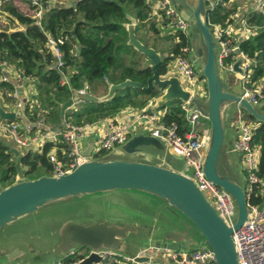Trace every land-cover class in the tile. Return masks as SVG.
Here are the masks:
<instances>
[{"label":"water","instance_id":"obj_1","mask_svg":"<svg viewBox=\"0 0 264 264\" xmlns=\"http://www.w3.org/2000/svg\"><path fill=\"white\" fill-rule=\"evenodd\" d=\"M208 1L210 0H170L172 7L189 23V27L193 22L198 26V34L202 39L201 46L194 48L190 33L188 37L192 45L191 59L195 66L202 69V75L206 79V101L195 96L190 98V94L185 91L177 76L170 75L165 80L160 79L156 70L161 61L160 53L138 41L135 35L136 21L129 18L130 23L124 25L128 33L127 45L144 55L150 62L152 76L147 80L146 85L132 80L110 84L107 95L98 99L87 93L75 94L72 99L62 105L60 117L63 119L66 110L72 108L76 102H105L112 99L117 91L127 87L143 91L156 87L160 95L154 99L152 110L162 109L172 100L187 101L188 105H193V109L209 123L202 169L206 178L229 196L234 213L232 224L218 216L214 207L204 198L191 179L189 172L177 170L172 165L175 160L182 162L183 160L170 153L165 144L158 139L140 133L132 136L122 147L96 159L87 158L91 147V144L87 143L88 148L82 152L85 159L74 171L60 178L55 175H43L37 179L28 180L21 171H18L14 183L7 187H2L0 184V229L49 205L67 203L75 198L87 199L114 191L143 193L165 201L170 208L189 222L183 231H181L183 226L178 225L180 232L169 233L162 242L154 244L155 248L172 251L190 250L196 242L195 238L199 239V235L204 241L203 246L199 248L208 249L214 257L215 264H239L232 235L246 224L250 214L244 191V175L239 174L243 184H238L230 171L233 164L227 159L228 153H234L239 160V155L234 149L233 138L229 135L228 141L225 142L228 121L232 118V114L227 112V107L235 103L256 123L263 124L264 114L258 110L264 108V103L255 106L247 98H242L240 76L245 74L244 69L240 67L243 63L242 58H238L233 63V72L223 71L218 65L219 48L207 21V13L211 10ZM194 52L196 55L193 57ZM166 89L173 91L174 95L164 103H159L158 100ZM0 119L14 121L16 116L0 108ZM6 144L14 157L19 160L20 151ZM229 146L230 149H228ZM148 147L163 152L159 165L145 162V148ZM134 155L144 159L143 162L133 160ZM263 206L264 201L259 209ZM65 223L60 227L59 242L63 257L70 252L82 249L126 254L123 251L122 241L128 234L135 232V228L137 231L140 230L134 224L132 226L111 224L106 221L88 225ZM187 230L194 239L187 236ZM25 257V253L18 248V244L10 242L9 248L0 253V264H25L23 262ZM99 261L100 257L92 253L79 264H94ZM136 261L143 262L148 259L136 258ZM54 264H57V261Z\"/></svg>","mask_w":264,"mask_h":264},{"label":"trees","instance_id":"obj_2","mask_svg":"<svg viewBox=\"0 0 264 264\" xmlns=\"http://www.w3.org/2000/svg\"><path fill=\"white\" fill-rule=\"evenodd\" d=\"M235 11L234 5L216 6L207 13L208 25L224 26L225 22L232 21L231 16ZM1 14H5V18L15 25L10 27L0 18V77L1 65L5 64L22 73L25 78H29L37 91L36 100L42 110L48 112L47 119L55 122V128L62 123L61 106L71 99V89L79 90L86 85L87 91L90 92L91 85L97 82L109 85L119 84L125 80L146 85L152 76L150 62L144 55L127 45L128 33L124 25L130 23L129 18L136 21L135 35L141 32L167 53L166 56H162L160 50L152 47V44L148 46L142 43L136 36L144 46L160 53L161 61L156 68L160 77L167 74L168 63L180 53V49L183 46H190L189 39L187 40L180 32L167 35L168 38L161 37L165 45L154 40L153 36L159 37L162 28L151 15V5L147 0H77L69 6L65 4L49 6L40 21L33 16L21 14L12 3L1 5ZM245 18L248 25L255 29V33L240 43V50L253 61L251 77L257 81L264 76V6L261 11L248 12ZM165 24L166 21H161L162 27ZM47 37L67 38L59 46L63 53V66L60 71L54 68L55 59L46 47ZM66 76L69 80L67 85L63 84V77ZM15 91L11 83H0L1 94H8L11 101H15L12 97ZM159 95L156 87L149 91L127 87L117 91L112 99L105 102L84 101L78 110L66 111L64 118L75 124L112 118L126 108L142 109ZM28 106L26 102L25 111L28 110ZM162 109H166L162 121L167 125L174 123L178 134L184 135L189 127L181 108V101L172 100ZM34 116L31 117V121L36 120ZM247 118L254 120L249 116ZM207 126L209 127V123ZM252 143L260 150L257 174L264 181V123L254 130ZM52 148L54 145L47 143L40 152L30 150L23 155L20 154L19 160L13 161L14 155L10 147L0 140L2 169L0 184L7 187L14 183L18 171L31 180L49 175L51 165L47 155ZM57 154L60 156V151ZM259 191V188L256 189L257 195L251 198L250 203L263 202L264 198Z\"/></svg>","mask_w":264,"mask_h":264},{"label":"built area","instance_id":"obj_3","mask_svg":"<svg viewBox=\"0 0 264 264\" xmlns=\"http://www.w3.org/2000/svg\"><path fill=\"white\" fill-rule=\"evenodd\" d=\"M13 0H0V6ZM33 10V17L40 21L46 8L54 5H62L63 0H24ZM155 6L153 15L162 29L173 28V33L180 32L188 38L189 23L179 16L172 7L170 0H151ZM234 0H210L207 3L211 10L220 5L226 7ZM264 6V0L258 3L257 10L261 11ZM231 16L232 21L225 22L224 26L220 24H209L211 34L217 40L218 65L223 71L233 72L232 65L238 59L242 58L240 65L245 74L241 75L242 80V98H247L253 105L258 106L264 103V76L254 81L251 77L253 70V61L240 50V43L248 39L255 33V29L250 27L245 16L239 18ZM161 21H166L162 27ZM67 38L53 39L47 37L46 47L55 59L54 68L60 71L63 66V53L59 46ZM179 42V39L176 38ZM169 70L175 72L180 84L185 91L198 98L205 97V82L201 77L200 70L195 66L190 58V46H183L180 53L177 54L169 63ZM167 75V74H166ZM173 75V74H170ZM169 75V76H170ZM15 93L13 98H17V92L21 91L29 78H25L22 73L14 71ZM68 78L63 77V84H68ZM1 82H8L6 76L0 77ZM88 87L85 85L82 89L73 90L72 97L75 94H86ZM206 95V94H205ZM30 106L33 100L26 101ZM80 102H76V104ZM26 103L16 102L14 112L16 119L14 121H3L0 119V132L8 135L17 149L33 150L51 143L54 148L48 153V162L51 165L49 176L55 175L60 178L70 174L85 159L83 151L87 149L85 140L92 136L91 147L88 153V159L100 158L109 152L122 147L129 139L140 133L149 135L158 139L169 149L176 158L183 160V172H189L191 179L196 183L198 189L204 198L214 207L220 218L232 224L233 207L229 196L218 186L209 181L202 169L204 158V147L209 127L200 116L199 112L193 109V105H188L187 101H181V108L185 113V119L188 123V131L184 135H179L177 126L165 124L162 121L163 115H159L155 110H141L136 112L131 121H120L116 119H107L103 122L95 121L90 123L75 124L71 120L63 118L58 128L48 127L44 118H38L35 121H25ZM159 110V109H158ZM163 110V109H162ZM236 124H233L235 130L234 149L239 155V162L244 170V191L247 200V208L250 218L244 226L235 231L232 235L236 248L239 264H264V206L259 209L261 204L250 203L253 196H256V189H260L259 194L264 198L263 181L259 178L258 164L260 158L259 147L253 145V133L255 128L241 119V111H238ZM255 122V121H254ZM256 123V122H255ZM259 125V123H256ZM88 146V145H87ZM60 151V156L57 154ZM264 201V200H263ZM158 250V249H156ZM154 248L143 249L136 256L130 257L114 251L100 250L94 252L90 249H82L70 252L57 261V264H79L90 254L95 253L100 257V261L94 264H156L154 262H138L136 258L147 257L149 253L156 251ZM169 264H215L214 257L206 248H196L190 250H169L160 249Z\"/></svg>","mask_w":264,"mask_h":264},{"label":"rangeland","instance_id":"obj_4","mask_svg":"<svg viewBox=\"0 0 264 264\" xmlns=\"http://www.w3.org/2000/svg\"><path fill=\"white\" fill-rule=\"evenodd\" d=\"M12 5L16 7L17 11L21 14L24 13L26 16H33L34 12L31 10L30 6L22 1V2H13ZM153 7L155 4H153ZM229 4L226 6L228 7ZM0 18L4 23H7L10 25V27H14L15 23L11 22L10 20L5 18V14H1ZM156 23H158L156 21ZM160 26V24L158 23ZM165 33L168 36H171L175 29L169 27L165 28ZM188 33H190V39L191 42L194 45V48L197 49V47L201 46L202 39L200 34H198V26L193 22V24H190V27L188 29ZM170 34V35H169ZM137 38L144 44L150 46L152 44V47H155L157 50H160L162 52V56H166L167 53H165V50H163L161 47L157 46L156 44L148 40L141 32L137 33ZM153 36V35H151ZM154 40L157 41V43H162L165 45L161 39V37H157ZM166 38H168L166 36ZM147 40V43H146ZM169 43V41H167ZM192 47V45H190ZM190 55L192 57V50L190 52ZM195 52L193 57L195 56ZM197 57V56H196ZM145 63L147 61L145 60ZM144 64V62H143ZM5 68V67H4ZM170 74H175L173 70H169ZM67 78V76H66ZM167 76H163L160 79L165 80ZM90 92L87 91V94L95 97V98H102L107 92V89H109V85L103 84L101 82H97L90 87ZM36 90V89H35ZM88 90V89H87ZM36 94H33L34 96H31V100L34 101L33 105L28 106V110L24 112L25 118H22V120H29L31 121V117L34 116L36 112L35 119L38 118H44L46 121V125L48 127H56L55 122L52 121L50 118L47 119L48 112L45 110H42L40 103L36 100L37 97V91H35ZM163 93L161 92V95ZM0 92V97H1ZM29 94L27 95V97ZM5 104L11 109H14L15 103L18 101L17 98H13L15 101H11L8 99L7 96H4ZM0 102L2 100L0 99ZM155 101L148 102L142 109H135V110H146L149 111L151 109V106L154 105ZM82 102L75 105V107H72L68 110H78L81 106ZM204 106V104H202ZM62 107V106H61ZM236 108V104H229L227 107V112L232 114V111ZM166 110V109H165ZM159 115L162 114V109L155 110ZM260 113L264 114L263 109L258 110ZM138 112V111H137ZM247 113L245 111H242L241 113V119H246L249 124H251L252 127L255 129L260 125L256 124L254 120L248 119ZM111 118V117H110ZM84 120V119H82ZM233 121V120H232ZM235 122V121H234ZM86 123V122H85ZM225 138L226 141H228L229 138V129L227 127V130L225 132ZM6 139L5 143H8L11 147L16 148V145L11 142V139L8 135L3 134L0 132V140L4 141ZM31 149V148H28ZM28 149H20V154L23 155L27 151H30ZM146 150H149L148 148H145ZM230 149V146L228 147ZM16 159V157H13V161ZM227 159L232 162V166L230 168V171L232 173V177L237 181L238 184H243L241 177L239 176L240 173L244 175V168L242 164H239V160L236 157L234 153H228ZM172 165L177 169L181 170L183 169V162L179 160H175L172 162ZM2 169L0 168V177H1ZM47 174V172H43ZM28 180H31L27 178ZM2 185V184H1ZM4 187V185H2ZM121 192V191H118ZM118 192H110L109 194H112L110 196V200L103 201L102 203H96L92 204L91 202H85L86 198H75L73 200H69V202L65 203H58L53 208H42L43 210H39L34 214H31L29 216H26L25 218H22L8 226H4L2 229H0V253L5 251L9 248L10 242H15L18 244V248H20L26 255L25 258H23V262L25 264H51L55 261L60 260L63 257V252L60 250L59 242H60V232H61V226L64 222L68 223H78L82 225H88L93 224L95 222H100L102 220L114 224V223H120L124 225H131L136 222V216H133L137 212H143L147 214L148 216H156L157 211L155 209H147L144 208L143 203L144 199L141 198L139 195H133L130 196L129 194H115ZM129 193V192H128ZM116 195V196H115ZM84 199V200H82ZM115 206H113V205ZM115 208H119L118 211L114 210ZM47 209H49L47 211ZM65 223V224H66ZM144 224V222H142ZM140 230L137 231L135 228V232H131L126 236V238L122 241L123 251L128 254H135V252L139 251L141 249V246L144 245L147 241V239L153 238L157 239L159 236V231H155L152 235H150V227H145L144 225H137ZM184 227V225H183ZM182 229V228H181ZM162 242V241H161Z\"/></svg>","mask_w":264,"mask_h":264},{"label":"crops","instance_id":"obj_5","mask_svg":"<svg viewBox=\"0 0 264 264\" xmlns=\"http://www.w3.org/2000/svg\"><path fill=\"white\" fill-rule=\"evenodd\" d=\"M17 1L22 2L24 0H13L9 3H13V2H17ZM75 1H77V0H63L62 2L66 6H69V5H72ZM147 1L151 5V15L154 17V15H153L154 7L152 5L153 2L151 0H147ZM259 2H261V0H234L233 2L229 3V7L233 6V5L236 6V11L232 16L235 17L238 13L239 14L238 20H239V18L242 17V15L245 16L248 12H251V11L258 12L257 7H258ZM22 14L25 15L24 13H22ZM159 36L160 37H166L167 36L164 29L161 30ZM189 41H190V39H189ZM190 52H191V46H190ZM190 58H191V55H190ZM1 68H2V76H6L8 79V82L11 83L13 86H15V80H14V71L15 70L13 69V67L6 66L5 64H2ZM198 69L200 70L201 77L204 79V82L206 84V79L202 75V69L200 67H198ZM169 75H170V73H169V67H168V71H167L166 76H169ZM35 89L36 88H35L33 82H26L24 87L22 88V90L20 92L16 93L18 96L17 102H20L22 104L26 103V101H28L32 98L31 96H34L33 94H36ZM204 92L206 94V95L204 94L205 97L199 98V99H203L206 101V99H207L206 86H205ZM107 93H108V89H107V92L104 96H106ZM28 94H29V96L27 97ZM4 96L8 97V94L7 95H3V94L1 95L0 99L2 100V102H0V108H2L5 112L14 113L16 111V108L15 107H14V109L9 108L7 106V104H5V101H4L5 97ZM104 96H102V97H104ZM239 110L242 113L243 110L238 105H236V108L232 111V116H231L232 118H230L228 121L229 135L233 138V141H234L235 130H234L232 125L236 124V122H237ZM137 111H139V110H135V108H126V109L121 110L117 115H115V117L104 118V119H101L98 121L103 122L104 120H107V119H116V120H120V121L129 122V121H131L132 116ZM164 113H165V109L162 110L161 115H164ZM244 120H246V119H244ZM202 121H204L206 123L205 127L208 128V126H207L208 122L205 119H203ZM60 124H61V122H60ZM91 141H92V136L88 137L85 140L86 147H88L87 143H91ZM4 142H6V139L4 140ZM233 144H234V142H233ZM148 149L149 150L145 149V156H146L145 162L148 164H152V165H159L160 164V157L163 156L162 155L163 152H161L158 149H153V148H149V147H148ZM33 151L34 152H40L41 150H38V148H34ZM132 159L136 160V161H140V162H143V160H144V159L142 160L138 155L132 156ZM263 187H264V185H263ZM263 192H264V190H263ZM115 194H127V195L129 194L130 196L139 195L141 198L144 199V203H143L144 208H147L150 210L155 209L157 211L156 216H148L147 214H145L143 212H139V211L137 212V214L135 213L133 215V216H136L135 217L136 222L133 223L134 225H138V224L140 225L141 224V225H144L145 227L148 226V227H150V231H149L150 235H152L155 231H159V236L157 239H153V238L147 239L146 243L144 245H142L143 248L140 249L139 251L135 252V254H129L130 257L136 256L137 253H139L143 249L154 248L156 250L157 248H155L154 244L163 241L165 236L168 235L169 233H172L174 231L180 232L178 225H182V226L184 225V227H182L181 231H183L185 229V226L189 225L188 220L185 219L181 214L177 213L174 209L170 208L165 201H163L159 198H156L152 195L143 194V193H128V192H118ZM110 196H112V194L95 195L93 197L85 199L84 203H86V202H91L92 204L102 203L103 201L110 200V198H109ZM82 200H84V199H82ZM115 205H113V206H115ZM46 208H53V205L52 206L49 205ZM118 209L119 208H115L114 210L118 211ZM48 210L49 209H47V211ZM102 221H104V220H102ZM142 222H144V224H142ZM123 224H125V222ZM187 233H188L187 236L189 238L194 239L192 234L188 230H187ZM195 235H197V234H195ZM198 237H199V239H196L197 237L195 238L196 242L192 246V249H196V248L203 246V244H204L203 239L199 235H198ZM122 255L129 256L128 253H126V254L122 253ZM142 258H147L148 260H150V262H154L156 264H169V261H167L168 259L166 260L165 256L162 254L160 249H158L154 252H151V253H149V255L147 257H142ZM143 262H145V261H143ZM51 264H54V262Z\"/></svg>","mask_w":264,"mask_h":264},{"label":"bare ground","instance_id":"obj_6","mask_svg":"<svg viewBox=\"0 0 264 264\" xmlns=\"http://www.w3.org/2000/svg\"><path fill=\"white\" fill-rule=\"evenodd\" d=\"M174 95V92L170 89H166L163 96L158 100L159 103H164Z\"/></svg>","mask_w":264,"mask_h":264}]
</instances>
